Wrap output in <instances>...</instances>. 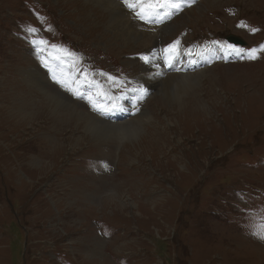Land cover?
<instances>
[{
    "label": "rangeland",
    "instance_id": "374dc122",
    "mask_svg": "<svg viewBox=\"0 0 264 264\" xmlns=\"http://www.w3.org/2000/svg\"><path fill=\"white\" fill-rule=\"evenodd\" d=\"M154 4L0 0V264H264V0ZM124 105L133 138L86 125Z\"/></svg>",
    "mask_w": 264,
    "mask_h": 264
},
{
    "label": "bare ground",
    "instance_id": "6f19581e",
    "mask_svg": "<svg viewBox=\"0 0 264 264\" xmlns=\"http://www.w3.org/2000/svg\"><path fill=\"white\" fill-rule=\"evenodd\" d=\"M100 1V0H99ZM104 4H107V5H111V4H114L115 3V0H101ZM85 5V4H84ZM177 5V4H176ZM121 9V8H120ZM117 11V10H116ZM110 14V13H109ZM119 17V16H118ZM122 17L124 18V15H122ZM99 22V21H98ZM101 23V22H100ZM125 23V22H124ZM120 24V23H119ZM121 25V24H120ZM119 25V26H120ZM126 27V26H125ZM122 28V27H121ZM174 28V27H173ZM125 29V28H124ZM127 29H129V28H127ZM127 29H125L126 31H121L120 32V30H119V32H120V34H121V36L122 37H124V38H127V36L130 38V37H134L137 33H135L134 31L132 32H130V30H127ZM114 32V31H113ZM117 34H119V33H117ZM116 34V35H117ZM119 34V35H120ZM114 35V34H113ZM138 35V34H137ZM115 37V36H114ZM120 38V37H119ZM124 40V39H123ZM141 40V39H140ZM139 40V41H140ZM140 43V42H139ZM186 43V42H185ZM218 48H220V47H218ZM185 52H186V50H185ZM187 55V57H188V59H189V61L191 62V64H194V63H198L199 61H200V57H199V51L198 50H196L195 52H192L191 54H186ZM174 57V58H173ZM173 57H172V61H171V57L169 58V62H170V64L172 65V67H173V72H169L168 73V75H166V77L164 78V79H162L161 81H162V83H163V85H162V88H163V93L164 94H168L169 95V98H172V102H175L174 104H177L178 106H179V108H181L182 107V103L180 102V97H182L181 96V90H183L182 89V87L180 86L179 87V85H178V83H176V79H181V78H184L185 79V82L186 83H190L192 80H194L195 79V74L194 75H190V74H188L187 75V73H185L184 72V70H183V68L184 67H181L182 65H183V63H185L183 60H182V57L180 56V57H177V54L176 53H174V55H173ZM62 60V59H61ZM173 62L175 63V64H173ZM41 70V69H40ZM43 73V72H42ZM76 73V72H75ZM77 74V73H76ZM147 74V73H146ZM148 76V75H147ZM183 76V77H182ZM13 78V77H12ZM159 78V77H158ZM14 79V78H13ZM13 79H11V80H13ZM24 79V78H23ZM148 80H150V79H148ZM158 81V80H157ZM30 82V81H29ZM216 83V82H215ZM33 84V83H32ZM84 84H88V85H90L92 88H93V93L95 94V91H94V87H93V85L88 81V80H86V81H84ZM156 84H157V82H156ZM218 85V84H217ZM20 86V85H19ZM34 86V85H33ZM48 86V88L51 90V91H55L56 89H54L50 84H48L47 85ZM186 86V85H185ZM17 87V86H16ZM18 89H19V87H17ZM171 89V90H170ZM50 90H48V89H45V90H43V92H41V94H43L44 96H42V99H52V104H51V106L49 107L50 109L49 110H51V108L52 109H54V110H58V113H59V108L62 106H66V107H68V108H72V107H74L75 105H73L72 103H70L68 100H67V98L63 95V94H61V95H59V94H53ZM74 90L75 91H78L79 93H81L82 94V91H81V88L80 87H75L74 88ZM170 90V91H169ZM195 90V89H194ZM18 92V91H17ZM19 92H20V90H19ZM12 93V92H11ZM168 95H167V97H168ZM46 96V97H45ZM196 96L197 95H195L194 93H192L191 92V94L188 96V98H192V99H194L193 101L196 103L197 102V104L198 105H200L199 103H200V100L199 99H197L196 98ZM17 97V96H16ZM187 98V99H188ZM37 101H39V100H37ZM131 101V100H130ZM189 101H190V99H189ZM21 102V101H20ZM19 102V103H20ZM44 102V101H43ZM186 102H187V100H186ZM204 102V101H203ZM131 103H133V102H131ZM184 103V102H183ZM190 103H192V102H190ZM12 104V103H11ZM15 104V103H14ZM18 104V103H17ZM25 104V103H24ZM105 105H106V103H104ZM16 105V104H15ZM164 105V104H163ZM184 105V104H183ZM189 105V104H188ZM193 105V104H192ZM30 106V105H29ZM42 106V105H41ZM40 106V107H41ZM47 106V105H46ZM26 107V106H25ZM44 107V106H43ZM79 107V106H78ZM187 107V106H186ZM27 108V107H26ZM184 108V107H183ZM16 109V108H15ZM30 109V108H29ZM28 109V110H29ZM33 109V108H32ZM75 109V108H74ZM13 110H14V108H13ZM19 110V109H18ZM31 110V109H30ZM44 110H48V106L45 108V109H42V111L41 112H44V114H45V112L46 111H44ZM62 110V109H61ZM24 111H25V109H24ZM32 111V110H31ZM18 112V111H17ZM20 112H22V111H20ZM40 112V111H39ZM63 112V111H62ZM101 112V111H100ZM144 112V111H143ZM33 113H34V111H33ZM130 113V110L128 109V107L127 106H123L120 110H118L117 112H114V113H111L108 117H107V119H105L106 121L104 122V120L103 121H101L100 119H98L96 116H94V115H91L90 113H88V114H85V117L87 118V122H86V125H89V126H92V125H94V126H97V125H100V126H102L103 128H106V129H123L122 127H124V128H127V130H128V132H129V136H130V138H133L132 136L133 135H137L139 132H141V130L140 131H138V132H136V133H132V132H135V131H137V130H135V131H132V129L133 128H135V127H137V128H140L141 129V126H140V124H139V122L142 120V117H146V115H143L141 118H136V119H131V120H121V121H118V119H121V118H123V119H125V117H127V115ZM14 114H15V112H14ZM38 114V113H37ZM35 115V117L34 118H31L28 114H18V115H16V116H14L15 117V121L16 122H19V121H27L28 120V118L30 117L32 120L33 119H36V118H38V115ZM48 114V113H47ZM50 114H52V113H50ZM62 113H60V115H61ZM144 114H146L145 112H144ZM32 115V114H31ZM33 115V116H34ZM46 115V114H45ZM51 116V115H50ZM58 117V116H57ZM65 117V116H64ZM56 120V119H55ZM51 121V120H50ZM115 121H118L117 123H115V124H110V123H114ZM109 122V123H108ZM106 123V124H105ZM22 127V126H21ZM56 129V128H55ZM41 130L43 131V129L41 128ZM113 131V130H112ZM49 132V131H48ZM39 133V132H38ZM49 134V133H48ZM96 134H97V132H96ZM116 134V133H115ZM124 134V133H123ZM121 135V134H120ZM136 137V136H135ZM98 138V137H97ZM121 138V137H120ZM130 140V139H129ZM44 144H47V143H44ZM39 158V157H38ZM39 161V160H38ZM115 199V198H114ZM156 203V202H155ZM78 204V203H77ZM117 205H119V204H117ZM123 207H124V205H123ZM98 243V242H97Z\"/></svg>",
    "mask_w": 264,
    "mask_h": 264
},
{
    "label": "snow or ice",
    "instance_id": "6c2138e0",
    "mask_svg": "<svg viewBox=\"0 0 264 264\" xmlns=\"http://www.w3.org/2000/svg\"><path fill=\"white\" fill-rule=\"evenodd\" d=\"M124 3L130 8V9H135L136 5L137 4H144L145 7L142 8L140 11H137V16L141 19H143V16L141 15V12L144 11L145 9L147 10H151L152 8L155 7V4H154V0H124ZM173 7H177L178 5L176 4H173L172 5ZM255 31V30H253ZM177 45H178V41L176 42H173L172 44H169L168 47L166 49H164L165 52H168V53H176L177 52ZM229 50L233 51V52H243L244 49L242 48H236L235 46H232V45H229L228 46ZM252 52L255 51V49H252L250 50ZM142 60L145 61V63H150L151 62V59L149 56H141L140 57ZM174 58V57H173ZM110 79H115L113 77H110ZM73 95L77 96V98H80V99H83L84 96L79 93L78 91H74L73 92ZM94 107V110H97L95 108V105L93 106ZM253 235H257L260 239H264V231H254L252 233Z\"/></svg>",
    "mask_w": 264,
    "mask_h": 264
},
{
    "label": "water",
    "instance_id": "95a60500",
    "mask_svg": "<svg viewBox=\"0 0 264 264\" xmlns=\"http://www.w3.org/2000/svg\"><path fill=\"white\" fill-rule=\"evenodd\" d=\"M227 39L231 42H240L241 40L234 37V36H228Z\"/></svg>",
    "mask_w": 264,
    "mask_h": 264
}]
</instances>
